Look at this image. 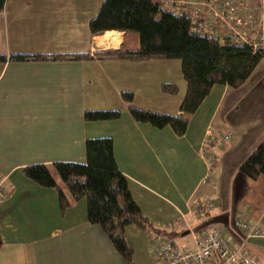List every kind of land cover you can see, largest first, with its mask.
<instances>
[{
    "label": "crops",
    "instance_id": "0c3cea01",
    "mask_svg": "<svg viewBox=\"0 0 264 264\" xmlns=\"http://www.w3.org/2000/svg\"><path fill=\"white\" fill-rule=\"evenodd\" d=\"M103 1L5 0L0 11V179L8 192L0 201V264L130 263L87 221L84 197L62 211L53 189L23 175L30 164L85 163L87 138H112L132 199L152 228L183 233L179 243L192 246L195 233L230 224L241 206L264 228V176L253 180L238 172L264 141V57L240 87L213 85L183 135L136 123L121 92H132L136 106L178 114L186 91L181 63L93 58L97 51L139 47L137 33H90L88 23ZM18 54L27 58H11ZM78 54L90 58L59 57ZM162 83L176 84L177 94L164 93ZM88 110H119L121 116L85 121ZM210 128L230 130L232 137L208 142ZM203 150L213 153V162ZM207 199L213 208L196 214L194 207ZM153 234L133 224L125 228L133 264H161ZM234 234L236 245L242 238ZM244 241L250 260L264 264V236Z\"/></svg>",
    "mask_w": 264,
    "mask_h": 264
},
{
    "label": "trees",
    "instance_id": "16d2710c",
    "mask_svg": "<svg viewBox=\"0 0 264 264\" xmlns=\"http://www.w3.org/2000/svg\"><path fill=\"white\" fill-rule=\"evenodd\" d=\"M4 2L5 0H0V11ZM88 26L92 35L111 30L133 31L138 34V49L97 51L93 57L97 60H180L186 91L178 114L136 106L133 104L132 92L124 91L120 94L126 111L134 122L149 124L158 129L171 127L177 135L186 132L188 116L197 111L213 85L240 87L264 57V49L254 51L249 45L222 43L212 36L200 33L188 15L170 12L161 5L160 0H104ZM31 57L48 58L40 55ZM59 57L90 58L85 54ZM11 58L21 60L27 56L18 54ZM2 59L4 58L0 56V60ZM161 90L175 95L178 87L174 83H162ZM120 116L119 110H88L83 114L85 121H110L119 119ZM85 156V163L55 162L49 166L30 164L23 169V175L42 187L53 189L58 194L62 211L84 197L87 201V221L101 227L129 264L133 263L132 249L125 238V228L128 225L148 229L162 238L174 241V232L152 228L132 199L127 180L116 163L111 137L87 138ZM203 156L209 162L214 160L210 150L204 151ZM238 172L253 180L264 176V141L240 163ZM55 175L67 192L57 182ZM208 180L210 176H206L203 182ZM205 210L208 209L204 207L201 212Z\"/></svg>",
    "mask_w": 264,
    "mask_h": 264
},
{
    "label": "built area",
    "instance_id": "2783aa9c",
    "mask_svg": "<svg viewBox=\"0 0 264 264\" xmlns=\"http://www.w3.org/2000/svg\"><path fill=\"white\" fill-rule=\"evenodd\" d=\"M161 5L175 14L188 15L195 29L222 43L243 44L249 38L255 41L250 45L254 51L264 49V0H160ZM219 26V27H218ZM224 27V28H223ZM208 141L227 142L232 137L230 130L213 131L209 129ZM8 192L0 179V201ZM209 200L194 207L196 214L211 207ZM247 210L238 207L232 226L204 228L194 234V244L189 246L151 236V248L160 257L161 264H255L248 257L244 240L251 236H264V228L257 223L244 221ZM226 231L230 235H226ZM242 238L233 244V234ZM235 235V234H234Z\"/></svg>",
    "mask_w": 264,
    "mask_h": 264
},
{
    "label": "rangeland",
    "instance_id": "374dc122",
    "mask_svg": "<svg viewBox=\"0 0 264 264\" xmlns=\"http://www.w3.org/2000/svg\"><path fill=\"white\" fill-rule=\"evenodd\" d=\"M127 32H128V34H132V35L135 34V35H136V33H134L133 31H127ZM150 110H151V109H150ZM153 111H155V110H153ZM157 112H158V111H157ZM75 163H78V162H75ZM55 179H56L57 182L61 185V187L63 188V190H64L65 192H67V191H66V188H65L64 185H63V183L61 182L60 179L57 178L56 175H55ZM207 200H208V199H207ZM207 203H208V204H211V207L208 208V209L213 208L214 204H213V202H212L211 200H209ZM241 208H243V206H241ZM233 221H234V220H233ZM244 221H247V222H249L250 224H255V222L251 221L250 216H249V213L245 216ZM229 225L232 226V222H231ZM182 234H183V233L174 236L173 240H174L175 242H178V243H179V241H182L183 239H185V235H182Z\"/></svg>",
    "mask_w": 264,
    "mask_h": 264
},
{
    "label": "bare ground",
    "instance_id": "6f19581e",
    "mask_svg": "<svg viewBox=\"0 0 264 264\" xmlns=\"http://www.w3.org/2000/svg\"><path fill=\"white\" fill-rule=\"evenodd\" d=\"M255 40L253 38H249L248 40V43H243V44H246V45H251Z\"/></svg>",
    "mask_w": 264,
    "mask_h": 264
},
{
    "label": "water",
    "instance_id": "95a60500",
    "mask_svg": "<svg viewBox=\"0 0 264 264\" xmlns=\"http://www.w3.org/2000/svg\"><path fill=\"white\" fill-rule=\"evenodd\" d=\"M186 233V232H185Z\"/></svg>",
    "mask_w": 264,
    "mask_h": 264
}]
</instances>
